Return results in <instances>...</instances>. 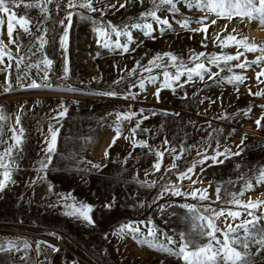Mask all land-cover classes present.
Instances as JSON below:
<instances>
[{"label": "rangeland", "instance_id": "rangeland-1", "mask_svg": "<svg viewBox=\"0 0 264 264\" xmlns=\"http://www.w3.org/2000/svg\"><path fill=\"white\" fill-rule=\"evenodd\" d=\"M110 3H115L119 7V4L125 3V0H101L96 6L105 7ZM150 7V3H145L143 6L130 4L118 12L115 9L107 11L104 19L118 25L128 21L129 18L138 16L139 13ZM179 7L184 15L192 17L193 20L203 15L197 10L189 12L182 5ZM49 8L53 11V18L45 24V27L49 29L50 39L45 51L48 57L54 61L51 83L58 88L56 90L18 89L14 93L0 95V106H3L7 113L13 115V121L10 123L14 122V114L18 113L20 107L26 109L22 125L26 129L25 135L27 136L24 152L20 159V170L14 177L18 184L6 190L0 198V239L27 240L31 245L27 252L22 251L14 254L16 264H25V261L19 259L22 255L31 258L29 264H74V262L75 264H161V261L164 264H181L175 257L158 253L146 246L141 247L131 238L119 239L112 234L113 229L127 221H144L145 223L152 221L159 226L161 231L176 236L178 232L187 231L189 228L185 219L188 215L187 211L178 207L179 204L197 205L203 211L204 205L216 200L215 189L218 185L222 189L221 201H227L229 196L226 195V192L237 191L243 183V181H238L241 174L251 175L250 170L254 171L258 166L264 165V129L258 130L255 123V120L264 114L260 108V105H264V97H254L248 94L249 87L252 92L264 89V84H258L256 80V72L260 69L253 65V68L245 73L249 79L245 81V84L239 86L238 94L232 84L224 82L217 85L209 81L207 85L196 82L194 85L186 86L184 91H187L188 99L180 98L183 91H178L174 95L170 90H164L161 92V102L159 103L153 95L155 87L151 85L148 86L147 93L141 95L138 101H125L119 98L94 95L92 94L94 92L109 90L121 70L131 69L137 60L146 64L148 58L155 53L171 51L187 59L190 49L196 52L221 53V48L212 44H209L207 49L201 47L202 33L192 34L184 31L179 24L172 22L168 13H159L162 18H169L174 31H168L164 35L156 32L157 39L155 41L145 38L142 33L134 32V39L138 42L143 41L134 53L121 56L111 54L105 49H99L100 55L97 56L98 49L90 23L81 21L74 16L67 53L70 79L62 81L58 77L61 76L64 68V58L59 45V37L63 29L57 21L63 19L64 11L61 8L57 13L54 5H49ZM15 11L20 15L27 11L34 19L43 20L37 9L26 10L21 7ZM2 15L0 14V16ZM93 15L97 19L100 18L99 13ZM179 18L178 16L177 19ZM210 19H216V17L213 15ZM226 23L228 21L218 19L217 23L209 28V33L214 34L215 30L220 29L222 36L227 35L228 33L222 30ZM233 23L241 29L237 39L246 36L249 38V42L264 45V29L258 27L255 21L245 26L239 24L237 18ZM191 27L195 28L198 25L192 24ZM230 29L231 25H229ZM232 34L236 35V33ZM190 36L192 38H189ZM52 37H55L54 42ZM3 39L7 43L6 25L4 26ZM30 39L31 37L22 35L25 44ZM9 48L15 55V47L9 45ZM223 51L235 54L236 49L232 47L223 49ZM256 55L258 53H246L248 60L255 59ZM241 59L243 60V57ZM241 71L235 69L237 73H241ZM35 74L36 70L33 69V75ZM124 75L127 76L126 71ZM229 75L231 73H220L221 77ZM4 80L5 74L0 73V83H3ZM65 84L81 89L82 92L72 94L60 91L59 89H62ZM114 87L117 91L126 90L127 81L121 86ZM134 91H138V89H134ZM193 93L198 94L193 95ZM206 97L215 100V103L210 104L205 99ZM200 100L205 102L200 103ZM61 101L68 107V113L57 123L50 117L59 109ZM129 103L132 104L133 111L144 109L146 114L158 113L150 116L141 125L142 128L152 131L138 134L137 139H147L150 146L160 147L161 150L165 137L178 149L181 142L186 145H199L202 138H207V132L212 130L208 128L209 121L212 123V128L223 129V134L219 138L222 144L230 147L232 151L238 150L236 146L240 144L243 134H247L245 140L247 147L241 156L212 167L207 166V164H211V161H208L204 165L202 182L196 176L193 177L197 180V183L193 185L194 188H208L209 201L165 194L163 199L153 203V199L161 191L160 184L163 181L158 182L154 188H146L136 183L134 177L138 175L139 180H145V170L151 169L156 157L147 154L146 149L137 148L133 151L131 143L126 141L123 136L117 141L116 146L111 148L108 158H105V151L115 135L112 125L116 118L115 115L109 116L108 113L123 112L128 109ZM249 107L252 108V111L248 116H244L241 112L238 117L230 120L214 119L221 113L232 115L239 110H247ZM163 110H167L168 113L178 112L180 115L179 117L164 115ZM139 118L137 117V119ZM189 121L193 123L189 124ZM49 123L59 129L57 155L53 158L54 167L49 170L47 182L29 187L28 182L36 175L37 162L43 155L41 149L45 146L44 137ZM134 125L135 120L131 124L125 122L124 135H128L129 129ZM161 125H163V129H161ZM201 128L207 129V131H200ZM211 143L214 147L215 141ZM129 152H132L133 158L125 164L123 161ZM209 153L211 154V149H209ZM193 159H197L195 150L177 163L182 170L188 167ZM87 161L106 165V167L99 171L91 168V165L86 163ZM171 163V156L166 154L161 171L163 172L164 167ZM237 163L241 165L239 170L236 168ZM196 171L199 173L200 168L198 167ZM159 176L160 173H156L148 176L147 179L153 180ZM168 176L173 182L178 183L174 175L169 173ZM229 181L238 182L232 185L228 183ZM48 183L54 185L55 193H72L79 200L95 205L96 209L93 215L96 227H89L83 222L64 216L60 206L50 207L49 205L54 203L57 197L48 192ZM190 183L191 181L187 180L184 182L185 190H188L187 185ZM209 183H211L210 188L208 187ZM113 197L116 198V205L111 211L100 207L103 203L110 202ZM249 197L253 200L257 198L264 200V186L255 187L253 191L245 193L241 199L246 203ZM138 203H143L145 206L141 208ZM168 205H172V207H168ZM211 206L217 210L221 208L237 210L236 206L223 202L212 203ZM161 208L165 210L161 211ZM239 210L243 211V209ZM228 222H231L230 218ZM216 223L218 226L224 227L225 217H220ZM141 227L143 229L144 226L141 225ZM50 233H56L61 239H57ZM105 236L108 238L105 239ZM176 238L178 239V236ZM38 241L55 245L60 251L54 253L42 244L44 252L38 255L35 243ZM0 264H10L8 254H0ZM260 264H264V260H261Z\"/></svg>", "mask_w": 264, "mask_h": 264}, {"label": "snow or ice", "instance_id": "snow-or-ice-1", "mask_svg": "<svg viewBox=\"0 0 264 264\" xmlns=\"http://www.w3.org/2000/svg\"><path fill=\"white\" fill-rule=\"evenodd\" d=\"M100 2L101 0H0V14H3L0 16V73L5 74L4 82L0 83V95L11 94L18 89L56 90L58 88V86L51 83L54 61L48 57L45 51L50 43L49 29L45 27V24L53 18V11L50 10L49 5H54L57 13L61 8L64 11L63 19L57 21L63 29L59 37V45L64 58V68L63 73L58 77L62 81L70 79L67 53L70 46V30L74 16L81 21L90 23L98 49L97 56L100 55L99 49H105L111 54L121 56L134 53L143 43V41L138 42L134 39V32L142 33L145 38L155 41L157 39L156 32L164 35L168 31H174L172 22L179 24L182 30L189 33H202L201 47L207 49L209 44H212L221 48V53L196 52L190 49L187 59L171 51L155 53L148 58L146 64L137 60L131 69L121 70L109 90L97 91L92 93L94 95L119 98L125 101H138L141 95L147 93L148 86L151 85L155 87L153 95L159 103L161 102V92L164 90H170L174 95L178 91H183L180 98L188 99V93L184 91L186 86L194 85L196 82L207 85L209 81L217 85L224 82L232 84L238 94L239 86L245 84V81L249 79L245 73L252 69L253 65L260 69L256 72L258 84H264V79H261L264 77V45L249 42V38L246 36L237 39L241 29L233 23L237 18L238 23L245 26L255 21L258 27L264 29V0H125V3L119 4V7L115 3H110L105 7H97L96 5ZM145 3H150L151 7L121 24L117 25L104 19L107 11L111 9L118 12L130 4L143 6ZM181 5L189 12L197 10L203 15L193 20L192 17L184 15L179 7ZM21 7L26 10L37 9L43 20L34 19L27 11L23 15L18 14L15 9ZM95 13H99V19L93 15ZM159 13H168L172 18V22L167 17L162 18ZM213 15L216 19H210ZM178 16L179 19H177ZM218 19L228 21L222 29L223 32L228 33L225 36H222L220 29L215 30L214 34L209 33V28L215 25ZM192 24H196L198 27L193 28L191 27ZM5 25L7 43L3 39ZM229 25H231L230 30ZM232 33H236V35ZM22 35L31 37L27 44L23 42ZM51 39L54 42L55 37ZM9 45L15 47V55ZM133 45L135 47H132ZM232 47L236 49L235 54L223 51V49ZM246 53H258V55L255 59L248 60ZM233 61L237 63H231ZM115 66L118 67V65ZM33 69L36 70L35 75H33ZM214 69L216 70L214 71ZM235 69L242 71L237 73ZM125 71L127 76L124 75ZM221 72H228L231 75L221 77ZM218 77L219 79H217ZM126 81L127 89L117 91L114 86H121ZM134 89H138V91H134ZM59 90L72 94L82 92L81 89L74 88L70 84H65ZM197 94L193 93V95ZM248 94L254 97H264V89L252 92L249 87ZM205 99L210 104L215 103V100L211 98L206 97ZM204 102V100H200V103ZM260 108L264 113V105H260ZM251 111L252 108L249 107L247 110L242 109L232 115L221 113L214 119L230 120L238 117L241 112L244 116H248ZM25 112L26 109L20 107L18 113L14 114V122L10 123V121H13V115L7 113L6 109L0 106V198L6 190L18 184L14 177L20 170V159L27 142L26 129L22 125ZM67 113L68 107L61 101L59 109L50 119L59 123L60 119L65 117ZM157 114V112L146 114L144 109L133 111L131 103H129L128 109L123 112L108 113L109 116L115 115L116 118L112 125L115 135L105 151V158H108L111 148L116 146L117 141L123 136L126 141L131 143L133 151L137 148L146 149L147 154L156 157L151 169L145 170V180H139L138 175L134 177L136 183L146 188H154L158 182L163 181L160 184L161 191L153 199V203L163 199L165 194L209 201L208 188H194L193 185L197 183V180L193 177L196 176L202 182L204 165L208 161H211V164H207V166L212 167L241 156L247 147L245 144L247 134H243L240 144L236 146L238 150L232 151L230 147L222 144L219 138L223 134V129L212 128V123L209 121L208 128L212 130L207 132V138H202L199 145H186L181 142L178 149L165 137L162 141L163 149L161 150L160 147L150 146L147 139H137L138 134L152 131L148 128H142L141 125L150 116ZM163 114L177 117L180 115L178 112L168 113L167 110H163ZM137 117L140 118L137 119ZM133 120H135V125L129 129L128 135H124L125 122L131 124ZM262 121H264V114L255 120L258 130L264 129ZM192 123L189 121V124ZM161 129H163V125H161ZM199 130L207 131L203 128ZM58 135L59 129L49 123L44 137L45 146L41 149L43 155L37 162L36 175L28 182L29 187H33L37 183L47 182L49 170L54 167L53 158L57 155ZM212 141H215L214 147ZM209 149H211V154ZM193 150H195L197 159H193L188 167L181 170L177 161L186 158ZM166 154L171 156L172 163L164 167L162 172L161 169ZM131 158H133L132 152H129L123 162L126 164ZM86 163L90 164L91 168L99 171L106 167V165L92 163L91 161ZM198 167L200 168L199 173L196 171ZM240 167L241 165L237 163V170ZM250 171L252 172L251 175L245 173L238 177V181H243V183L237 191L226 192V195L229 196L227 201H221L220 193L222 189L218 185L215 189L216 200L204 205L203 211L197 205L179 204L178 207L187 211L188 215L185 219L189 224V228L187 231L178 232L176 234L178 239L176 236L169 235L166 231H161L159 226L152 221L147 223L144 221H127L117 225L112 234L121 240L131 238L141 247L146 246L158 253L175 257L181 264H260V261L264 260V223H262L264 222V200L259 198L253 200L249 197L245 203L241 197L245 193L253 191L255 187L264 186V165ZM156 173H160L157 179H147L148 176ZM169 173L176 177L178 183L169 178ZM186 180L191 181L187 185L188 190H185L184 182ZM238 181H229L228 183L235 185ZM208 187H211V183ZM48 192L57 197L56 201L49 205L50 207L60 206L63 209L64 216L83 222L89 227H96L93 215L96 209L95 205L79 200L72 193H55L52 183H48ZM220 202L234 205L237 210L212 208V203ZM115 205L116 198L113 197L110 202H105L100 207L111 211ZM138 206L142 208L145 205L138 203ZM168 207H172V205H168ZM239 209H243V211ZM164 210V208H161V211ZM220 217H225L224 227H220L216 223ZM229 218L231 222H228ZM237 221L239 222L237 223ZM141 225L144 226L143 229ZM50 235L61 239L56 233H50ZM107 238L105 236V239ZM35 243L38 255L44 252L41 247L42 244L54 253L60 251L55 245L47 244L44 241ZM30 248L31 245L27 240L0 239V254H8L10 264H16L15 253L27 252ZM19 259L25 261V264H29L31 258L22 255ZM161 264H164V262L161 261Z\"/></svg>", "mask_w": 264, "mask_h": 264}]
</instances>
